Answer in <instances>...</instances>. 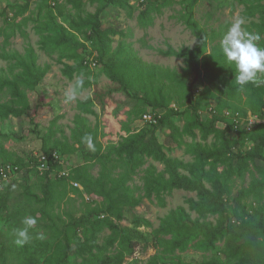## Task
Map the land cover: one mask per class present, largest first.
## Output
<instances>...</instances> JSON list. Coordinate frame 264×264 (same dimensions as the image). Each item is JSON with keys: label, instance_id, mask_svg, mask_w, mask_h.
I'll list each match as a JSON object with an SVG mask.
<instances>
[{"label": "rangeland", "instance_id": "374dc122", "mask_svg": "<svg viewBox=\"0 0 264 264\" xmlns=\"http://www.w3.org/2000/svg\"><path fill=\"white\" fill-rule=\"evenodd\" d=\"M27 1L29 8L21 12L20 6ZM53 1L0 0V12L6 8L10 18L6 21L4 15L0 19V30L3 29L4 32L0 35V51L26 55L29 50H33L40 65L50 66L41 83L27 93L30 103L28 113L21 119L0 117V162L10 158L12 162L20 161L24 166L22 171L15 172L9 180L0 179V264H43L46 256L52 252L54 243L62 238L59 231L70 221H81L77 231L73 232L74 235L79 236L82 241L87 237H97V242L108 253L124 250L123 239H131L136 244L134 253L126 254L124 264H166L175 259L199 264L220 256L224 241H220L215 250L201 249L190 243L186 250L174 253L168 251L163 241H158L154 230L160 227L162 219L172 210L184 207L192 219L198 217L188 203L189 199L197 198V195L195 192L175 189L163 192L162 201L154 195L143 196L148 169L164 171V164L153 158H146V163L126 180V185L135 189L137 197L143 196L139 204L127 208L123 218L109 214L108 222L100 225V221L108 217L103 186L114 197L125 198V185H118L111 178L120 177L126 168L121 166L117 158L99 161L96 157V145L94 144L95 150H92L82 138L86 135H91L92 139L96 137L103 144L104 152L110 142L118 143L130 133L142 128H153L142 118L149 106L140 99L145 95L143 90L140 89L138 97H135L133 90L125 92L122 85L105 73L95 43H86V47L78 51L85 60L84 63L89 62L88 66H84V71L75 72L73 76L63 72L64 64H76V59L71 57L72 50L66 52L43 48V35L37 28L45 21L48 9L56 12L57 6ZM153 1L145 7L147 12L144 16L141 14L143 7L139 5V0H128L129 4L124 7L109 5L102 12V27L119 32L113 36V49L120 47L124 50L123 54L134 53L146 63L182 71L186 66L184 58L166 52L170 48L177 51L194 49L197 36L186 23L190 10L209 39L207 52L211 51L213 45L220 43L231 22L236 19H243L244 30L261 37L257 43L262 47L263 0L254 3L239 0H198L193 9L189 6L192 0ZM103 3V0H59L58 5L65 18H74L95 12ZM59 21L64 23L62 18ZM3 69L9 72L11 63L0 58V73ZM234 77L235 70L230 66L225 72V81L221 84L217 85L214 78L205 74L204 85L193 86L195 96L205 87L216 95L210 100L208 108L201 111L205 121L212 118L216 106L221 102L231 105L226 107L227 104H224L226 106L222 108L223 112L234 110L235 107L243 109V104L230 97L226 91L227 84ZM79 80H83V84L77 87ZM191 82L192 78L188 84ZM258 83H263V74H259ZM159 87L161 89L157 93L170 98V107L176 106L178 113L173 114L163 109L165 117L157 130L158 138L168 156L193 164L196 162L192 152L194 146H211L220 142L213 134L204 137L196 128L194 135L183 132L188 124L187 118L194 115L193 111L184 112L187 107L186 87L166 77H163V83ZM70 89L74 91L76 98L68 102L66 94ZM244 91L245 89L240 90L242 96ZM9 99V95L0 96L2 102ZM258 116L259 119L255 120L252 128L264 119L261 114ZM217 126L225 128L226 124L218 122ZM229 136L237 142L233 147L234 152H238L240 148L250 149L256 144L244 139L238 131L230 132ZM45 145L48 150L58 149L62 152L64 162L62 171L55 169L48 177L42 170L37 171L32 167L33 157L40 154ZM78 166L86 168L96 180L91 184L90 190L83 185L87 179L79 181L82 188L74 184L71 176ZM211 168V164L207 163L205 170ZM182 172L188 173L184 169ZM212 174L225 182V196L229 204L234 203L238 190L249 188L255 181H263V187L248 194L244 202L248 206H258L260 202H264V160L249 161L248 169L239 173L237 159L234 157L230 163H218ZM48 179L52 186L50 197L47 198L45 184ZM114 185H118L117 193L113 192ZM206 185L210 187L211 181L207 180ZM92 207L103 211L91 213ZM29 215L37 217L38 222L30 230L32 240L19 247L13 242L12 230L22 226L21 220ZM216 218L217 216H210L208 219L215 222ZM37 233H43L45 239H37ZM159 237L166 240L171 236L161 233ZM75 246L77 245L73 241L70 259L81 262Z\"/></svg>", "mask_w": 264, "mask_h": 264}, {"label": "trees", "instance_id": "16d2710c", "mask_svg": "<svg viewBox=\"0 0 264 264\" xmlns=\"http://www.w3.org/2000/svg\"><path fill=\"white\" fill-rule=\"evenodd\" d=\"M49 1V0H45ZM70 2L74 0H69ZM104 3L99 6L95 12H88L86 15H78L74 18H65L64 12L58 5L59 0L53 3L57 6L56 12L48 9L45 21L38 25V30L42 33L41 44L43 48L60 49L62 51L72 50L71 57L76 59V64H64L63 72L68 76H73L75 72L84 71V59L79 54V49L85 48L86 43H95L100 52L99 61L104 65L105 73L115 82L122 85L125 92L133 90L135 97H138V91L143 90L145 95L140 99L146 103L154 112H161V117L156 123H148L153 128H142L134 133L124 136L118 143H109L106 150L102 152L103 144L93 139L96 145V157L99 161H110L117 158L121 166L125 167V172L118 178L111 180L115 183L123 184L127 190V196L123 199L114 197L112 193L103 186L105 196L106 220H101L100 225H104L109 220V214L118 218L125 216L126 209L134 207L141 201L143 196L152 197L153 195L162 201L163 192H171L175 189H183L195 192L197 198L188 200L189 207L198 214V217L192 219L190 213L180 207L172 210L162 219L161 225L154 232L158 241H163L170 253L177 250L184 251L193 243L195 247L201 249H217V244L224 241L220 250V256L209 260H204L199 264H264V202L258 206H248L244 199L248 194L256 192L263 187V181H255L249 188L238 190L234 197V203L229 204L226 194V184L219 177L214 176L213 170L218 163H230L235 157L237 159L239 173L244 172L249 167V161L256 159L264 160V119L256 127L248 131L246 120L241 119L237 124L224 116L222 111L224 104L231 106L228 102H221L216 106L215 112L209 121H205L201 116V111L206 110L210 100L216 97L215 93L205 87L198 96H195L193 86L204 85L205 74L214 78L216 84L225 81V72L229 69L228 62L225 60L220 49V43L213 45L210 52H207L209 39L203 27L194 19L192 10L186 23L191 27L197 36V43L194 49L177 51L170 48L166 53L185 60L186 66L182 71L170 68H162L154 64L144 62L134 53L123 54V48L113 49V36L119 32L115 29H105L102 27V12L109 5H118L124 7L128 5V0H103ZM240 2L249 1L251 3L261 2L262 0H239ZM264 1V0H263ZM153 0H139L142 5L141 14L146 15L148 4ZM198 3V0H192L190 8ZM30 4L27 1L20 6L21 12H25ZM253 14V12H251ZM6 15V21L10 18L5 8L0 12V19ZM62 18L64 23L59 19ZM67 24V25H65ZM264 29V22H263ZM3 29L0 35H3ZM9 37L10 35L7 34ZM264 47V39L261 41ZM0 58L11 63V69H3L0 73V96L9 95L8 101L0 100V117L7 119L10 116L21 119L30 109L28 91L34 90L48 73L50 66H42L38 63V56L33 50H29L26 55L18 52L0 51ZM17 70V72L15 71ZM163 77L170 81L186 87V110L193 111L194 115L189 116L188 124L183 129L184 133L194 135V129H198L204 137L213 134L219 140L211 146L198 144L192 148L196 162L186 164L179 159L167 155L163 143L159 140L157 130L164 121V110L173 114L178 113V108L170 107L171 99L159 95V87L163 83ZM192 82L189 83V79ZM235 78V77H234ZM227 84L226 91L229 96L237 102L243 104V109L233 107L232 112H240L246 117L247 112L261 114L264 117V74L263 83H249L241 88L234 80ZM245 89L243 96L240 90ZM194 97H196L194 99ZM258 114V115H259ZM218 122H224L225 128H219ZM239 132L244 139L256 143L247 150L239 149L234 152L233 147L237 142L229 136L230 132ZM58 149L48 150L47 145L43 147L42 154L50 155ZM60 152V151H59ZM61 155L62 152H60ZM63 158V157H62ZM146 158H153L164 164V171L157 172L155 168H149L146 174L144 184V195L136 196L135 189L126 185V180L132 177L145 163ZM50 169L42 170L46 177L58 169L63 170V159L49 160ZM207 163L211 164L210 170H205ZM11 164L17 167L16 171H22L23 165L20 161L12 162L7 158L0 165ZM40 162L37 157L32 159V167L38 171L37 165ZM187 170L188 173L182 172ZM87 174V175H86ZM62 175V174H61ZM63 178V176H61ZM73 182L87 179L83 182L87 190L91 189V184L95 182L93 176L89 174L86 168L78 166L74 168L71 176ZM0 179L4 180L1 176ZM211 181V186L206 185V181ZM80 183V182H79ZM81 184V183H80ZM118 185H114L113 192H118ZM52 182L50 179L45 184L46 197H50ZM37 197V196H36ZM38 200L41 198L37 197ZM100 208L92 207L91 213H101ZM210 216H217L216 221H211ZM81 221H70L59 232L62 238L58 239L53 246L43 264H124L126 254L134 253L135 243L129 239H123L124 250L115 253H108L105 248L97 242V237L86 238L84 241L79 236L74 235ZM170 235L169 239L163 240L159 234ZM75 242L76 253L82 261L70 259L72 242ZM166 264H192L182 259H175Z\"/></svg>", "mask_w": 264, "mask_h": 264}, {"label": "clouds", "instance_id": "9594fccd", "mask_svg": "<svg viewBox=\"0 0 264 264\" xmlns=\"http://www.w3.org/2000/svg\"><path fill=\"white\" fill-rule=\"evenodd\" d=\"M243 19H236L231 22L227 32L220 41V49L228 65L235 70V82L241 88L249 83H258L259 74H264V47L257 43L261 37L258 34L250 33L243 29ZM83 84V80L77 81V87ZM75 94L72 89L66 94V101L74 100ZM87 146L95 150L91 135L82 138ZM38 222L35 216H25L21 220L20 227L12 230L15 245L23 247L32 240L30 230L34 229ZM37 239L43 240V233H37Z\"/></svg>", "mask_w": 264, "mask_h": 264}, {"label": "built area", "instance_id": "2783aa9c", "mask_svg": "<svg viewBox=\"0 0 264 264\" xmlns=\"http://www.w3.org/2000/svg\"><path fill=\"white\" fill-rule=\"evenodd\" d=\"M224 116L226 118H230L232 119L233 122L235 123H239L241 119L246 120L247 123V130L250 131L252 130V126L255 122V120L259 119L258 114H255L251 111L247 112L246 117H243L242 114L240 112H232L230 110H226L224 112ZM161 117V112H154L152 109H150L147 113H145L143 115V120L146 123H156L158 121V119ZM36 157L38 159V161L40 162L39 165H37V168L40 170H47L50 169V163L49 160H58L61 161L62 155L60 154L59 151H53L52 154L47 155V154H36ZM17 167L12 166L11 164H3L0 165V176L6 181L9 180L10 177L17 172L16 171ZM64 173V172H63ZM74 184L76 186H79L82 188L81 184L79 182H74Z\"/></svg>", "mask_w": 264, "mask_h": 264}]
</instances>
